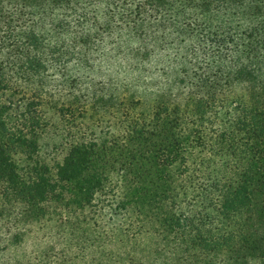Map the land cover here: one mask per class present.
Listing matches in <instances>:
<instances>
[{
	"label": "trees",
	"instance_id": "obj_1",
	"mask_svg": "<svg viewBox=\"0 0 264 264\" xmlns=\"http://www.w3.org/2000/svg\"><path fill=\"white\" fill-rule=\"evenodd\" d=\"M242 82L249 102H230ZM46 137L62 161L42 157ZM196 149L235 163L206 174ZM189 173L229 230L177 214ZM256 192L264 0H0V264L34 228L44 264H219L220 251L250 264L264 252L244 219Z\"/></svg>",
	"mask_w": 264,
	"mask_h": 264
},
{
	"label": "rangeland",
	"instance_id": "obj_2",
	"mask_svg": "<svg viewBox=\"0 0 264 264\" xmlns=\"http://www.w3.org/2000/svg\"><path fill=\"white\" fill-rule=\"evenodd\" d=\"M169 86L161 85V90L167 89ZM154 86L151 90H155ZM250 83H235L229 90L230 94L227 96V99L230 102L236 100H243L249 102L250 95L252 90ZM145 105L142 110H148V105H151V98L147 96L145 98ZM219 120H223V113H219ZM106 130V129H105ZM62 144L61 138H43L42 139V157H46L49 162L51 160L62 161L65 151L59 150L54 157L48 158L46 155L53 152L52 147L55 145ZM189 153V162L191 165L197 167L200 171L212 175H218L219 172L224 170V166L228 163L234 165V161L229 156L225 154L216 156L214 151L212 153H203L201 149H196L188 151ZM119 164H116L115 171L112 172L111 176L115 179L121 176V171L118 168ZM177 166L171 168L170 174H173ZM193 173L186 175L183 180L178 182L177 195H178V205L175 208L177 214H190L196 216L199 214L204 216V226L208 233L210 232L213 235L222 234L224 231L229 230L225 226V223H222V218L217 215L215 210H213V204L210 202V199L213 196L209 193V183L207 181H198L194 178ZM123 180V179H122ZM125 184L122 181V187ZM180 186V187H179ZM205 188L207 191H205ZM211 192V191H210ZM256 192L253 200L251 209L244 216L245 223L247 225V233L250 236H255L264 244V196H259ZM232 231V230H231ZM230 231V232H231ZM152 238L144 237L141 240L140 247H150ZM155 241V240H153ZM44 251V229L34 228L32 235L27 237L25 242L19 246L13 253L14 263L16 264H44V256L41 253ZM150 254V253H149ZM148 254V256H149ZM239 254L235 252L230 255L228 252L220 251L215 254L212 258L219 264H233V260L237 258ZM62 264H75V262L65 261ZM250 264H264V252L259 253Z\"/></svg>",
	"mask_w": 264,
	"mask_h": 264
}]
</instances>
